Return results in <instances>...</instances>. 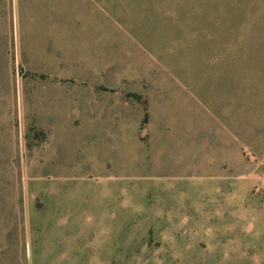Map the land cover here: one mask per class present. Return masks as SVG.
I'll return each instance as SVG.
<instances>
[{"label": "rangeland", "instance_id": "1", "mask_svg": "<svg viewBox=\"0 0 264 264\" xmlns=\"http://www.w3.org/2000/svg\"><path fill=\"white\" fill-rule=\"evenodd\" d=\"M0 264H264V0H0Z\"/></svg>", "mask_w": 264, "mask_h": 264}]
</instances>
